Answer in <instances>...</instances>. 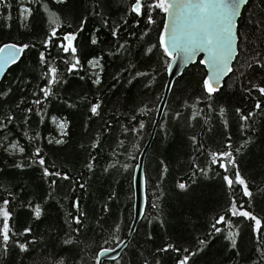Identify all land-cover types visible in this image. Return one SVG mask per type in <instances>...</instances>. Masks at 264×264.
I'll use <instances>...</instances> for the list:
<instances>
[{"label":"snow or ice","instance_id":"snow-or-ice-1","mask_svg":"<svg viewBox=\"0 0 264 264\" xmlns=\"http://www.w3.org/2000/svg\"><path fill=\"white\" fill-rule=\"evenodd\" d=\"M52 2L58 6L60 13L65 15L71 13L74 16V23H65L61 15L53 11L45 0H27L26 5L21 4L17 9L21 25L18 36L12 34L10 13L4 17L5 22L0 26V80L13 65L20 66L26 53L35 52L41 82L33 85L32 79L29 78L31 73L22 71L15 75L6 87L4 83H0V179L15 178L24 174L26 169L38 168L41 179L48 182L49 199L53 198L58 181L76 184L79 189L87 190L88 180L91 177L84 179L85 174L80 173L81 179H74L68 171H62L54 161L49 163L45 146L41 141L46 140L47 146H61L58 151H63V148L69 144V139H66L70 134L68 116L53 115L49 109L57 105L66 106L67 109L77 108L76 103L70 102L71 97L66 98L62 95V92L67 91L66 86L71 87L70 78L76 76L81 81L87 79L98 91L101 90L105 71L102 61L105 60V56L97 55L96 50L102 43H107L99 38V33L105 28L114 41V50L107 52L109 57L142 55L148 60L157 57L163 71L172 77H175L181 68H188L189 65L200 69L199 96L195 100V105L206 103L210 113L217 111L214 105L231 104L237 93L233 92L230 95L226 91L225 78L236 76L240 83L239 94H242V98L246 97L251 101L248 110L235 108V115L241 122V131L250 128L251 124L255 123V117L264 116V0H258L256 4L260 9L257 15L247 16L245 14L249 12L253 0H128L124 16L116 23H112L108 15L104 14L108 9L105 0H98V4L91 10V15L99 16L101 25L94 28L83 41H78V36L89 31L88 26L93 23L88 15H84L88 9L81 8L83 0H52ZM32 5H38L44 14L38 21L33 15ZM0 7L8 10L12 5L8 0H0ZM37 26L43 33V38L31 39L33 35L38 34L35 31ZM122 29L128 37L123 42H121ZM153 33H155V42H153ZM130 41L140 46L135 54L132 52L133 43ZM101 52H103L102 48ZM234 64L238 67H234ZM136 68L137 64L129 60L127 67H123L122 71L113 75V81L120 82L121 77L127 73L131 77L127 79V83L131 85L139 78L150 75L149 72L137 71ZM154 79L153 75L152 80ZM112 87H115V84ZM149 87L151 80L145 84V88ZM227 87L232 86L227 85ZM166 88L168 91L173 90V80H169ZM102 103L103 100L99 96L96 97L95 102L88 101L89 119L101 116ZM195 105L185 101V107L192 109V120H196L204 112L202 108L196 110ZM5 106H7L6 111ZM150 111L147 106L140 107L138 113L130 118L131 122H138V127L130 123L124 127V133L139 134L145 128V124L143 120L138 121V115L146 116ZM226 111L224 106L219 107L218 116L225 129L228 128ZM68 115L71 116L73 113L69 112ZM175 115L179 119L180 113L177 112ZM204 122L207 124L208 119ZM47 123L54 126L56 135L49 133L44 137L40 131L32 127L33 124L40 127ZM105 126L108 129L113 127L107 123ZM17 129L20 130L19 135H22L27 144H22L21 140L16 138ZM191 140L194 144L197 142L195 136H192ZM228 140L229 143L224 145L226 150L208 152L211 165L218 166L221 170L216 172V176L220 177L227 189L228 206L223 214L213 219L204 236L196 237L190 242L189 247H180L176 243L169 242L156 249L157 253H175L174 264H199V261L208 255L207 250L211 241L220 236L229 242L228 247L232 250V256H240L241 259H245L243 248L247 236L254 242L255 256L246 259L250 264H264V215H262L264 200L256 201L255 206L253 205L252 201L255 199L253 192L241 175L236 159V154L250 141L245 140L233 151L231 136ZM100 145V136L97 135L91 148L97 149ZM117 149H125L124 139L118 140ZM117 149H113L114 157L122 154ZM130 158L135 157L130 156ZM96 159L97 157L93 155L85 164L89 173L94 174ZM161 164L163 165V161ZM118 165L117 159L108 164L103 171L107 173L109 169H115ZM119 166L124 171L129 169L127 163ZM195 167L204 175L211 171V168L206 170L199 165ZM140 168V165L136 166L137 170ZM167 172V165H164L163 173ZM136 183L139 188V178ZM146 184L145 175V186ZM236 186L240 189V196L247 198L244 203H239L234 191ZM176 187L182 191L188 189V185L183 182L178 183ZM70 190L73 194L76 192V188ZM3 193H0V258L3 259L4 264H15L16 257H20L21 264H24L34 251L30 246L37 242L35 239H27L33 233L32 227H24L23 231H18L12 222L15 220L18 223L20 216L42 222L44 208L41 203L26 199L6 186ZM115 198L114 194L109 196L110 201ZM71 207L76 214L68 211L65 216L64 222L70 230L63 240L66 246L76 243L72 234L80 233L86 219L78 198L72 202ZM151 207L155 209L157 205L152 203ZM17 209L24 211L14 216ZM102 211H110L107 203ZM148 223L151 224L152 221L149 220ZM120 232L121 223L117 222L112 227V239L116 246L104 247L98 251L95 255V264H104L101 257L110 258L119 264L117 249L123 251L131 242L116 235ZM131 235L129 231V237ZM21 237L25 238L23 242ZM152 239L153 236L149 235L148 240ZM109 242V240L104 241L105 244ZM131 254L133 257L137 256L135 250H132ZM53 264H65V261L54 257ZM156 264H160V261Z\"/></svg>","mask_w":264,"mask_h":264},{"label":"trees","instance_id":"trees-1","mask_svg":"<svg viewBox=\"0 0 264 264\" xmlns=\"http://www.w3.org/2000/svg\"><path fill=\"white\" fill-rule=\"evenodd\" d=\"M8 2L12 5L10 9L5 10L0 7V26L5 22L4 17L10 13L12 15V34L18 36L21 25L17 9L21 4L26 5L27 0H8ZM45 2L53 11L61 15V19L65 23H74V16L71 13L67 15L60 13L58 6L52 0H45ZM105 2L108 4V9L104 14L108 15L112 23L119 22L124 16L128 0H105ZM257 3L258 0H253L246 16L257 15L260 12V9L256 7ZM97 4L98 0H83L81 8L88 9L84 15H88L93 23L88 26L89 31L78 36V41H83L94 28L100 27V17L91 15V10ZM31 7H33V15L37 21L44 16L38 5ZM35 31L38 34L33 35L31 39H42L43 33L40 32L38 26ZM152 35L153 42H155V33ZM99 38L101 41L107 42L102 43L96 50L97 55L105 56V60L102 61L105 71L101 90L98 91L87 79L81 81L76 76L70 78L71 87L66 86L67 91L62 92V95L66 98L71 97L70 102L76 103L77 108L67 109L66 106L57 105L55 108L49 109L53 115L68 116L70 134L66 139H69V144L63 148V151H58L57 149L61 146H47L46 140L41 141V144L45 146L49 163L54 161L62 171H68L74 179H81L80 173L85 174L84 179L91 177L88 180L87 190L79 189L76 184L58 181L57 190L54 192L53 198L49 199L47 196L48 182L41 179V172L38 168L26 169L24 174L15 178L0 179V193H3L6 186L26 199L41 203L44 208L42 222L25 216H20L18 223L15 220L12 222L18 231H23L24 227H32L33 233L27 239H35L37 242L30 246L34 251L31 258L26 259L24 264H53L54 257L63 259L65 264H95V255L98 251L104 247L116 246L112 239L114 224L121 223V232L116 235L125 240L133 220L134 173L155 121L168 74L161 68L157 57L148 60L142 55L119 58L107 56L109 50H114V41L108 29H103L99 33ZM127 38V34L123 33L122 29L121 42ZM130 43H133L132 52L137 53L139 44L134 41H130ZM101 48L103 52H101ZM129 60L137 64V71H147L150 75L139 78L129 85L127 79L131 77L126 73L121 77L120 82H114L113 75L122 71L123 67H127ZM60 67L63 70V66ZM234 67H238V65L234 64ZM22 71L31 73L29 78L32 79L33 85L41 83L37 53H26L20 66L14 65L10 69L2 82L5 87L15 75ZM199 73L200 69L191 66L174 84L155 140L146 158L147 184L145 186L144 214L129 247L120 256L119 264H156L157 261H160V264H174L175 253H157L156 249L169 242L176 243L180 247H189L190 242L196 237L204 236L214 218L223 214L229 203V194L220 177L216 176V172L221 170L218 166L211 165L208 152L226 150L224 145L229 143V136H231L230 142L233 145V151L245 140L250 141L244 149L236 154V159L241 175L246 179L253 192L255 198L252 201L253 205L255 206L256 201L264 200V116L255 117V123L249 122L251 127L241 131V122L235 115V108L241 107L248 110L251 101L246 97L242 98V94H239L240 83L236 76H231L226 80V91L230 95L233 92L237 93L231 104L214 105L217 109L214 113L208 111L206 103L195 105V100L199 96ZM132 74L134 75L135 72L133 71ZM153 75L155 76L154 80H152ZM149 80H151V87L145 88V84ZM113 84L115 87H112ZM227 85L232 87H227ZM97 96L103 100L101 116L89 119L88 107L90 104L88 101L95 102ZM185 101L190 105H195L196 110L204 109V112L196 120H192V109L185 107ZM144 106L151 109L146 116L138 115V121L143 120L145 128L139 134H125L124 127L130 123H134V126L138 127V122H131L130 118L133 114L138 113L140 107ZM220 106L227 109L225 115V119L228 120L227 129L224 128L223 122L218 116ZM6 110L7 106H5ZM69 112L73 115L69 116ZM177 112L180 113L179 119L175 115ZM205 119H208L207 124L204 122ZM106 123L113 127L106 128ZM32 127L40 131L44 137H47L49 133L56 135L54 126L50 123L40 127L33 124ZM16 131V138L20 139L22 144H27L22 135H19L20 130ZM97 135L100 136L101 145L97 149H92L91 145ZM192 136L196 137L195 144L191 140ZM120 139H124L125 149H117V142ZM113 149H117L122 154L114 157ZM93 155L97 157L94 162V174L89 173L85 168V164L90 161ZM130 156L135 158L131 159ZM117 159L119 165L125 163L129 165L128 171H124L118 165L117 168L109 169L105 173L103 169ZM161 161H163V165ZM164 165H167V173H163ZM195 165L206 170L211 168V171L204 175ZM181 182L188 185L186 191L176 187ZM71 188H76L74 194L71 192ZM234 191L239 203H244L247 198L240 196L238 186L234 188ZM3 194L6 195V193ZM113 194L116 198L110 201L109 196ZM77 198L80 200V207L85 212L86 219L80 233L72 234L76 243L66 246L63 244V240L65 234L70 230L64 222L65 216L68 211L76 214L71 204ZM45 201L47 202L45 203ZM105 203L109 205V212L102 211ZM152 203H155L157 208H152ZM23 211V209H17L14 216ZM149 220L152 221L151 224L148 223ZM149 235L153 236L151 241L148 240ZM20 239L23 242L25 238L21 237ZM105 240H109V244H105ZM253 244L254 242L245 236L243 248L245 259H241L240 256H232V250L228 247L229 242L220 236L211 241L207 250L208 255L203 257L199 264H250L246 258L255 256ZM132 250L136 251V257L132 256ZM141 253L142 255H140ZM0 264H4L2 258H0ZM15 264H21L20 257H16ZM105 264H117V262L111 261Z\"/></svg>","mask_w":264,"mask_h":264},{"label":"water","instance_id":"water-1","mask_svg":"<svg viewBox=\"0 0 264 264\" xmlns=\"http://www.w3.org/2000/svg\"><path fill=\"white\" fill-rule=\"evenodd\" d=\"M14 66V65H13ZM12 66V67H13ZM192 65H189L188 68H181L180 71L177 73V75L175 77H172V76H169L167 77V82H166V85H165V89H164V93H163V96H162V99H161V102H160V105H159V109H158V113H157V116H156V120L153 124V127H152V131H151V134L149 136V139L140 155V158H139V162H138V165L141 166V168L139 170H135V175H134V190H135V198H134V221H133V224H132V228H131V237H129L128 240H131L132 236L134 235L139 223L141 222L142 220V217H143V213H144V209H145V206H146V190H145V164H146V158H147V154L155 140V136H156V133H157V129H158V126L163 118V115H164V112L166 110V107L168 105V101H169V98H170V95H171V91H168L166 86L168 85V82L169 80H173L174 84L176 82V80H178L183 74L184 72L189 69ZM10 71V70H9ZM8 71V72H9ZM8 72L5 74V77L7 76ZM182 74V75H181ZM231 75V74H230ZM5 77L0 80V83H2L5 79ZM228 77L225 78V80H227ZM137 178H139V181H140V186L139 188L137 187ZM138 210H139V215H138ZM125 250V249H124ZM123 250V251H124ZM123 251H121L120 249H117V255L120 257L121 254L123 253ZM101 259L104 261V264L106 262H111L113 261L112 259L110 258H106V257H101Z\"/></svg>","mask_w":264,"mask_h":264},{"label":"bare ground","instance_id":"bare-ground-1","mask_svg":"<svg viewBox=\"0 0 264 264\" xmlns=\"http://www.w3.org/2000/svg\"><path fill=\"white\" fill-rule=\"evenodd\" d=\"M167 82V81H166ZM166 85V84H165ZM164 93V92H163ZM161 102V101H160ZM160 105V104H159ZM158 109H159V106H158ZM157 113H158V110H157ZM156 116H157V114H156ZM155 120H156V118H155ZM155 122V121H154ZM154 124V123H153ZM153 127V126H152ZM151 131H152V129H151ZM150 134H151V132H150ZM150 136V135H149ZM148 139H149V137H148ZM148 141V140H147ZM147 143V142H146ZM146 145V144H145ZM145 147V146H144ZM144 149V148H143ZM143 149H142V151H143ZM142 153V152H141ZM141 155V154H140ZM140 158V157H139ZM138 162H139V160H138ZM136 170V169H135ZM134 175H135V173H134ZM133 187H134V180H133ZM134 198H135V190H134ZM144 214V213H143ZM133 221H134V214H133V220H132V223H131V226H130V229H129V231H131V228H132V224H133ZM129 231H128V234H127V237H126V239L125 240H128L129 239ZM133 237V236H132ZM132 239V238H131ZM131 241V240H130ZM122 255V254H121Z\"/></svg>","mask_w":264,"mask_h":264}]
</instances>
